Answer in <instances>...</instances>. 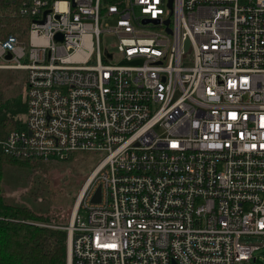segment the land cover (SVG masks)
Listing matches in <instances>:
<instances>
[{
    "label": "built area",
    "instance_id": "1",
    "mask_svg": "<svg viewBox=\"0 0 264 264\" xmlns=\"http://www.w3.org/2000/svg\"><path fill=\"white\" fill-rule=\"evenodd\" d=\"M169 1L0 0V28L26 20L0 35V69L26 72L25 126L0 148L101 155L53 225L67 264H236L260 248L244 239L264 236V0Z\"/></svg>",
    "mask_w": 264,
    "mask_h": 264
},
{
    "label": "rangeland",
    "instance_id": "2",
    "mask_svg": "<svg viewBox=\"0 0 264 264\" xmlns=\"http://www.w3.org/2000/svg\"><path fill=\"white\" fill-rule=\"evenodd\" d=\"M13 25L24 26L20 18ZM26 72L21 69H0V90L6 98L23 95ZM24 118V115H20ZM19 116V117H20ZM101 155L76 152L66 160L45 161V171H34L8 165L3 174L2 194L5 202L23 205L51 217L50 225H67L72 217L79 191ZM247 242L259 245L254 257L236 264H264V236H248Z\"/></svg>",
    "mask_w": 264,
    "mask_h": 264
},
{
    "label": "trees",
    "instance_id": "3",
    "mask_svg": "<svg viewBox=\"0 0 264 264\" xmlns=\"http://www.w3.org/2000/svg\"><path fill=\"white\" fill-rule=\"evenodd\" d=\"M8 17L0 35L15 33L19 26ZM21 21L26 22L24 18ZM26 24V23H25ZM26 111L23 95L6 98L0 90V139L14 129L24 128ZM20 116V117H19ZM76 152H72L69 157ZM45 161L15 156L0 148V264H67V231L51 226V217L23 205L7 204L2 194V179L8 165L29 171L45 168ZM45 171V169H43Z\"/></svg>",
    "mask_w": 264,
    "mask_h": 264
},
{
    "label": "water",
    "instance_id": "4",
    "mask_svg": "<svg viewBox=\"0 0 264 264\" xmlns=\"http://www.w3.org/2000/svg\"><path fill=\"white\" fill-rule=\"evenodd\" d=\"M172 1H173V0H170V1H169V4H170V5H171ZM44 21H45V19H43V22H44ZM56 37H57V38L62 37V34H61V33H57V34H56ZM188 44H189V42H187V45H188ZM7 57L10 58V57H11V54L9 53V54L7 55ZM100 198H101V188L99 187L98 190H97V192H96V195H95L94 198H93V200H94V201H99Z\"/></svg>",
    "mask_w": 264,
    "mask_h": 264
},
{
    "label": "bare ground",
    "instance_id": "5",
    "mask_svg": "<svg viewBox=\"0 0 264 264\" xmlns=\"http://www.w3.org/2000/svg\"><path fill=\"white\" fill-rule=\"evenodd\" d=\"M77 205H78V202H77ZM76 208H77V206H76V207L74 206V210H75Z\"/></svg>",
    "mask_w": 264,
    "mask_h": 264
}]
</instances>
